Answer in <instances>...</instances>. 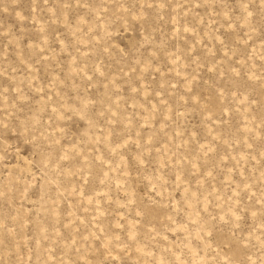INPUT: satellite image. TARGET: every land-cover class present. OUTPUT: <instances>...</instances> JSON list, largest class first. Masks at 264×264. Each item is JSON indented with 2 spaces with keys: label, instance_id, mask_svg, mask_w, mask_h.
<instances>
[{
  "label": "rangeland",
  "instance_id": "obj_1",
  "mask_svg": "<svg viewBox=\"0 0 264 264\" xmlns=\"http://www.w3.org/2000/svg\"><path fill=\"white\" fill-rule=\"evenodd\" d=\"M0 264H264V0H0Z\"/></svg>",
  "mask_w": 264,
  "mask_h": 264
}]
</instances>
